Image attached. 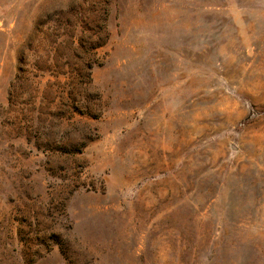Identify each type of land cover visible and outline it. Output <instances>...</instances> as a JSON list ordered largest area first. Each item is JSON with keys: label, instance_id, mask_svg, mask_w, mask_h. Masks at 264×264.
<instances>
[{"label": "rangeland", "instance_id": "1", "mask_svg": "<svg viewBox=\"0 0 264 264\" xmlns=\"http://www.w3.org/2000/svg\"><path fill=\"white\" fill-rule=\"evenodd\" d=\"M106 1L0 0V264H264V0Z\"/></svg>", "mask_w": 264, "mask_h": 264}, {"label": "trees", "instance_id": "2", "mask_svg": "<svg viewBox=\"0 0 264 264\" xmlns=\"http://www.w3.org/2000/svg\"><path fill=\"white\" fill-rule=\"evenodd\" d=\"M106 1V0H103ZM106 4L102 5L99 9H88V8H81V12L76 11H67L59 12V16L61 18H65V29L63 31L58 32H43V29H39V33H49L48 35H56L55 42L61 39L60 43H65L66 41V49L67 52V60L70 64V60L75 56L78 57L80 60V65L77 67H70L66 72L63 74H67L70 79L73 77H79L81 80L82 88L87 86L91 83V60H93L97 54V50L104 46L107 43L109 38V34L106 30V17L105 14L108 10ZM52 16V15H48ZM58 17V13L56 15ZM60 18V17H58ZM55 21L52 17H48V22ZM81 22L83 24V29H77L76 23ZM44 23V24H43ZM93 23V25H92ZM43 26L47 25L48 23L42 22ZM62 24V23H60ZM91 26V27H90ZM78 31V32H77ZM87 32H91V34H86ZM94 36V37H93ZM86 38V39H85ZM65 39V40H64ZM22 62L25 66L29 65L27 59H22ZM47 68V65H45ZM76 74V76H74ZM76 79V78H75ZM87 89V88H86ZM76 91V90H75ZM71 95H73V91H71ZM78 93H76V99Z\"/></svg>", "mask_w": 264, "mask_h": 264}]
</instances>
